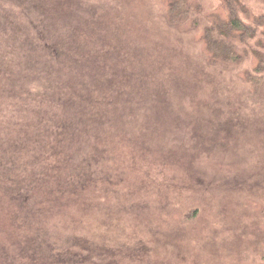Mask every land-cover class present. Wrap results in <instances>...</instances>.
Segmentation results:
<instances>
[{
  "label": "rangeland",
  "instance_id": "obj_1",
  "mask_svg": "<svg viewBox=\"0 0 264 264\" xmlns=\"http://www.w3.org/2000/svg\"><path fill=\"white\" fill-rule=\"evenodd\" d=\"M89 1L111 47L152 55L129 56L128 71L162 69L187 105L172 100L155 124L131 111L128 126L121 107L48 161L25 142L39 113L0 97V264H264V81L255 93L241 78L254 59L214 69L196 45L224 0H189L199 27L186 33L167 25L165 0ZM240 1L264 15V0Z\"/></svg>",
  "mask_w": 264,
  "mask_h": 264
},
{
  "label": "trees",
  "instance_id": "obj_2",
  "mask_svg": "<svg viewBox=\"0 0 264 264\" xmlns=\"http://www.w3.org/2000/svg\"><path fill=\"white\" fill-rule=\"evenodd\" d=\"M7 1L15 11H8L5 0H0V97L4 106L16 99L24 102L20 109L30 110V116L39 113L37 124L31 122L30 135L25 138L32 144L30 152L43 153L48 161L52 155L63 158L72 142L92 139L101 126L114 121L110 115L121 107V125L125 126L130 125L126 119L134 110L135 118L151 119L155 124L165 120L172 100L177 105L182 101V108L186 107V94L181 95L186 89L170 76L162 79V69L128 71L125 61L129 56L146 62L152 55L128 47L124 40L122 48L111 47L100 28L104 15L91 1ZM165 1L164 17L170 28L186 33L189 23L191 30L199 27L189 0ZM260 28L264 29V15L251 16L240 0H224V14L211 17L196 45L206 64L214 69L235 68L254 59L252 69L245 70L241 78L256 93L264 81ZM254 41L256 46L251 49ZM111 77L117 88L105 100V93L112 89ZM116 106L120 107L109 109ZM23 130L21 135L27 133L26 128Z\"/></svg>",
  "mask_w": 264,
  "mask_h": 264
}]
</instances>
